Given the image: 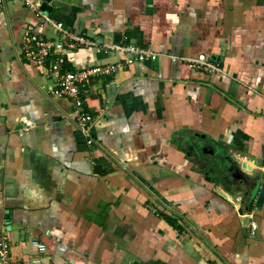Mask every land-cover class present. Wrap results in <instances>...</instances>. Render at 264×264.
Returning a JSON list of instances; mask_svg holds the SVG:
<instances>
[{
    "label": "crops",
    "instance_id": "obj_1",
    "mask_svg": "<svg viewBox=\"0 0 264 264\" xmlns=\"http://www.w3.org/2000/svg\"><path fill=\"white\" fill-rule=\"evenodd\" d=\"M35 1L67 33L157 58L66 54L68 71L122 65L91 86L88 145L72 101L52 96V59L25 54L29 28L58 52L61 32L21 1L0 9V237L13 261L264 264V0Z\"/></svg>",
    "mask_w": 264,
    "mask_h": 264
},
{
    "label": "built area",
    "instance_id": "obj_2",
    "mask_svg": "<svg viewBox=\"0 0 264 264\" xmlns=\"http://www.w3.org/2000/svg\"><path fill=\"white\" fill-rule=\"evenodd\" d=\"M7 1L8 0H0V9L6 6ZM10 1L23 2L26 6L42 15L44 24L55 26L61 32L62 40L65 41L63 42L61 40L64 46L60 45V51L58 52L56 42L47 41L34 35L33 29L29 28L25 34V54L31 62L40 64H46L50 58L52 59L49 62V71L55 78V87L52 91V96L56 99L68 98L72 101L73 107L77 112V127L85 136L87 144L93 145L95 140L91 135V130L94 119L85 108L89 98L88 96L91 92V86H93L94 80L116 73L122 65L118 63L105 64L77 69L76 71H68L65 68L66 54L82 47L91 48L97 55H125L126 60L124 61L127 65H132L147 59L155 60L157 56L152 54L149 50L140 48L131 43H114L110 45L96 44L84 36L73 35L64 31V25L62 23H57L49 19L44 13L42 14L35 0ZM204 61V59H201L199 62L200 64H204ZM95 91L98 90L95 89L94 92ZM31 246L39 253L47 252V246L38 240H33ZM42 262L43 260L39 257H35L31 260V264H42ZM0 264H23L19 261H13L11 257V243L6 236L0 237Z\"/></svg>",
    "mask_w": 264,
    "mask_h": 264
},
{
    "label": "water",
    "instance_id": "obj_3",
    "mask_svg": "<svg viewBox=\"0 0 264 264\" xmlns=\"http://www.w3.org/2000/svg\"><path fill=\"white\" fill-rule=\"evenodd\" d=\"M41 10L42 11H45V12H48V10H49V6H48V4L47 3H44L42 6H41ZM116 40L118 41L119 40V38H116ZM98 167V166H97ZM257 181H258V178H257ZM248 196H250V200H251V198H252V194H249ZM248 205V204H247ZM248 206H246L244 209V211H247V208Z\"/></svg>",
    "mask_w": 264,
    "mask_h": 264
}]
</instances>
